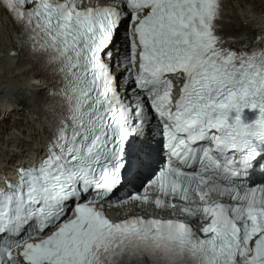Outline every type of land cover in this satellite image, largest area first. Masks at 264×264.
<instances>
[{
  "label": "snow or ice",
  "instance_id": "obj_1",
  "mask_svg": "<svg viewBox=\"0 0 264 264\" xmlns=\"http://www.w3.org/2000/svg\"><path fill=\"white\" fill-rule=\"evenodd\" d=\"M221 4L0 0L55 85L0 188V264H264V36L225 46Z\"/></svg>",
  "mask_w": 264,
  "mask_h": 264
},
{
  "label": "bare ground",
  "instance_id": "obj_2",
  "mask_svg": "<svg viewBox=\"0 0 264 264\" xmlns=\"http://www.w3.org/2000/svg\"><path fill=\"white\" fill-rule=\"evenodd\" d=\"M249 1L231 0L229 6L238 29L234 43L241 47H249L253 36H264V31L259 34V25L264 24V0L255 2L256 8ZM14 27L0 10V180L21 163L22 155L23 162H28L41 154L47 132L33 115L39 101L35 93L43 94L47 87L55 86L45 75L33 72L37 64L25 60L22 53L10 55L13 48L19 52L24 43L18 40ZM33 78L40 81L39 88Z\"/></svg>",
  "mask_w": 264,
  "mask_h": 264
},
{
  "label": "rangeland",
  "instance_id": "obj_3",
  "mask_svg": "<svg viewBox=\"0 0 264 264\" xmlns=\"http://www.w3.org/2000/svg\"><path fill=\"white\" fill-rule=\"evenodd\" d=\"M250 3H251V5L253 4V7L255 6V2H259V0H250L249 1ZM254 8H256V7H254ZM2 119H3V116L1 115L0 116V132L2 131V126H3V121H2ZM6 120V119H5Z\"/></svg>",
  "mask_w": 264,
  "mask_h": 264
}]
</instances>
